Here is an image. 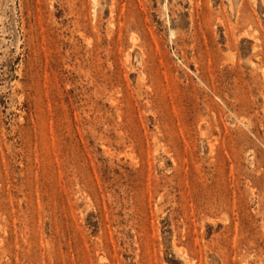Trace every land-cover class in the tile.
Masks as SVG:
<instances>
[{"label": "rangeland", "instance_id": "obj_1", "mask_svg": "<svg viewBox=\"0 0 264 264\" xmlns=\"http://www.w3.org/2000/svg\"><path fill=\"white\" fill-rule=\"evenodd\" d=\"M0 264H264V0H0Z\"/></svg>", "mask_w": 264, "mask_h": 264}]
</instances>
